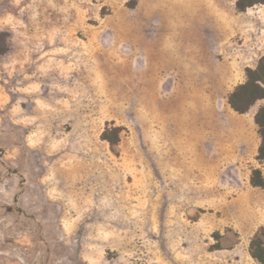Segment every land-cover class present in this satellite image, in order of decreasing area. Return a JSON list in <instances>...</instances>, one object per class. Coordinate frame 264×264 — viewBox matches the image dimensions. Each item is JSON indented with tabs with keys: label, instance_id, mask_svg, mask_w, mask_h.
<instances>
[{
	"label": "rangeland",
	"instance_id": "374dc122",
	"mask_svg": "<svg viewBox=\"0 0 264 264\" xmlns=\"http://www.w3.org/2000/svg\"><path fill=\"white\" fill-rule=\"evenodd\" d=\"M236 1L0 0V264H264Z\"/></svg>",
	"mask_w": 264,
	"mask_h": 264
},
{
	"label": "trees",
	"instance_id": "16d2710c",
	"mask_svg": "<svg viewBox=\"0 0 264 264\" xmlns=\"http://www.w3.org/2000/svg\"><path fill=\"white\" fill-rule=\"evenodd\" d=\"M264 3V0H237L236 5L240 11H245L257 4ZM5 49H0V52H5ZM264 98V55L258 61L256 68L247 69V79L245 82L236 86L234 91L229 96V102L234 110L239 113L247 112L252 105L258 100ZM255 122L259 128L261 136V144L258 152V159L264 161V105L260 106L255 114ZM116 137H110V130L107 129L103 133V138L111 144H116L120 138V127H114ZM251 182L255 186L264 188V175L260 169H254L251 175ZM253 255L260 258L256 253Z\"/></svg>",
	"mask_w": 264,
	"mask_h": 264
}]
</instances>
